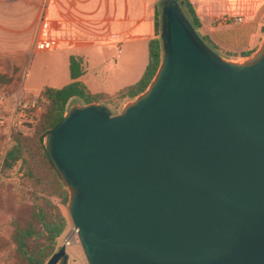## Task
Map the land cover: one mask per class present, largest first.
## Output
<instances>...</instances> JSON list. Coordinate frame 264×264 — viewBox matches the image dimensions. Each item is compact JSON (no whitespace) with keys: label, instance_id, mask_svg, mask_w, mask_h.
<instances>
[{"label":"water","instance_id":"95a60500","mask_svg":"<svg viewBox=\"0 0 264 264\" xmlns=\"http://www.w3.org/2000/svg\"><path fill=\"white\" fill-rule=\"evenodd\" d=\"M159 38L144 93L117 116L72 106L44 140L86 262L264 264V40L227 61L177 0Z\"/></svg>","mask_w":264,"mask_h":264},{"label":"rangeland","instance_id":"374dc122","mask_svg":"<svg viewBox=\"0 0 264 264\" xmlns=\"http://www.w3.org/2000/svg\"><path fill=\"white\" fill-rule=\"evenodd\" d=\"M165 1L149 0L150 5L154 6L153 9L151 5L153 18L157 12L160 25ZM177 1L183 14L190 22L183 0ZM187 1L193 6L204 29L216 25L224 17H242L247 22H251L256 6L260 2V0ZM55 4L56 0L45 2L44 10L47 9V13L44 29L41 37L35 43L34 49L31 50L30 56H19L15 59L0 58V75L6 76L10 80L8 85H0V91L5 95L0 105V166L12 144V133H21L28 145L33 147L36 125L46 109L43 102L39 100L40 92L44 87L60 89L70 82L68 57L73 53L75 47H78L77 51L82 53L85 58L90 59V63L110 62L117 49L115 47L100 48V44L112 43V41L117 43V40L124 38L125 41L121 47L122 55L117 61V69L120 70L121 80L124 79V81H118V83H126L128 86L136 81L131 76L141 73L146 65V43L153 37L150 14L137 27H134L137 18H132L131 14H128V18H124L123 21L125 22L127 19L125 26L131 30L125 35V31L114 24L112 32H108V18L103 0H85L81 8L74 9L68 14H62L63 12L55 10ZM113 13L112 10V16ZM80 47L82 48L80 49ZM219 55L234 63L246 60V58L228 57L226 54ZM127 74L129 75L127 76ZM128 102L130 101L108 103L104 106L110 110L113 116H117ZM75 105L82 106L83 104L72 100L69 108ZM38 195L31 182L25 178L21 163L4 174L0 170V264H19L10 240L11 224L13 222L22 226L28 224L31 220L32 210L38 203L36 199ZM66 207L59 206L66 218L67 228L58 240L56 252L65 246L66 264H87Z\"/></svg>","mask_w":264,"mask_h":264},{"label":"trees","instance_id":"16d2710c","mask_svg":"<svg viewBox=\"0 0 264 264\" xmlns=\"http://www.w3.org/2000/svg\"><path fill=\"white\" fill-rule=\"evenodd\" d=\"M183 3L191 26L198 30L201 24L194 8L187 0H183ZM154 35V38L147 43V64L141 78L115 95L92 94L79 81L83 75L82 59L70 56L69 77L71 83L60 89L44 87L40 92L39 100L43 102L46 109L36 125L33 147L28 145L21 133H12V144L2 160L1 173L4 174L21 163L25 178L31 182L39 194L36 197L38 203L32 210L31 220L28 224L25 226L17 222L11 224L10 240L19 264H46L56 253L58 240L67 228L66 218L59 206L66 207L69 194L46 154L44 148L46 135L62 122L72 100H77L83 105H107L108 103L131 101L144 93L153 81L161 63L160 20L157 12L154 14ZM201 39L213 51L219 52L218 47L212 44L209 39ZM255 52L242 53L240 57L249 58ZM226 56L234 57L232 54H226ZM9 83L10 80L6 76L0 75V85ZM59 264H64V262L60 261Z\"/></svg>","mask_w":264,"mask_h":264},{"label":"crops","instance_id":"0c3cea01","mask_svg":"<svg viewBox=\"0 0 264 264\" xmlns=\"http://www.w3.org/2000/svg\"><path fill=\"white\" fill-rule=\"evenodd\" d=\"M46 1L48 0H0V58L15 59L19 56H30L31 50L34 49V45L41 37L44 29L45 16L47 13V9L44 10ZM84 3L85 0H56L55 10L60 13L63 12L62 14H68V12L74 9L78 10V8H81ZM103 3L107 12L108 32H112L114 24L122 28V31H125V35H127L131 28L125 26L127 19L125 22L123 20L124 18H128V14H131L130 16L132 18H137L134 27L141 25L144 18L150 14L152 17V38H154L153 10L149 0H103ZM112 10L114 12L113 16ZM254 13L253 21L247 22L243 18L244 22L238 26L219 27L211 25L207 29H204L199 20L201 27L197 30V33L200 38H207L212 44L217 46L219 54H232L235 58L241 59L240 56L242 53L257 51L264 40V0H260ZM201 31L203 32L201 33ZM152 38L148 39L147 43ZM123 41H125L124 38L117 40V43H113L112 41V43L107 42L100 44V48L115 47L117 49V52L110 62L90 63L89 58H85L82 53L77 51L78 47H75L73 53L69 55V57L77 56L82 59L83 75L79 81L83 83L92 94L115 95L125 87H128L126 83H118V81H124V79L121 80L122 74L120 70L117 69L118 58L122 55L121 47L124 43ZM81 48L82 47H80V49ZM145 67L146 65L141 73L131 76L132 79L135 78V83L141 78ZM128 75L129 74H127V76ZM70 83L71 80L68 84Z\"/></svg>","mask_w":264,"mask_h":264},{"label":"built area","instance_id":"2783aa9c","mask_svg":"<svg viewBox=\"0 0 264 264\" xmlns=\"http://www.w3.org/2000/svg\"><path fill=\"white\" fill-rule=\"evenodd\" d=\"M244 22L242 17H224L216 23L219 27L238 26ZM5 95L0 91V105L4 100Z\"/></svg>","mask_w":264,"mask_h":264}]
</instances>
